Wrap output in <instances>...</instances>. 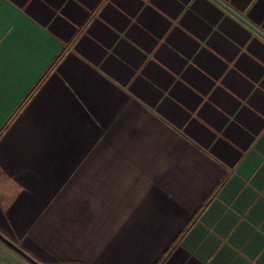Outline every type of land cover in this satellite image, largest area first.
Listing matches in <instances>:
<instances>
[{
  "label": "crops",
  "instance_id": "0c3cea01",
  "mask_svg": "<svg viewBox=\"0 0 264 264\" xmlns=\"http://www.w3.org/2000/svg\"><path fill=\"white\" fill-rule=\"evenodd\" d=\"M218 1L264 34V0H0V234L39 264H264V37Z\"/></svg>",
  "mask_w": 264,
  "mask_h": 264
},
{
  "label": "water",
  "instance_id": "95a60500",
  "mask_svg": "<svg viewBox=\"0 0 264 264\" xmlns=\"http://www.w3.org/2000/svg\"><path fill=\"white\" fill-rule=\"evenodd\" d=\"M220 2V1H218ZM221 3V2H220ZM224 7H226V9H228L229 11H231L232 13H234L238 18H240L242 21H244L245 23H247V21L241 17L240 15H238L237 13H235L234 11H232L230 8H228L227 6H225L223 3H221ZM249 24V23H247ZM250 25V24H249ZM257 33H259L260 35H262L264 37V34L262 32H260L258 29L254 28L252 25H250ZM0 240H2L4 243H6L7 245H9L11 248H13L15 251H17L19 254H21L22 256H24L27 260H29L31 263L33 264H39L36 263L32 258H30L26 253H24L18 246H16L12 241L8 240L6 237H4L2 234H0Z\"/></svg>",
  "mask_w": 264,
  "mask_h": 264
}]
</instances>
